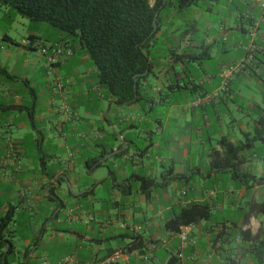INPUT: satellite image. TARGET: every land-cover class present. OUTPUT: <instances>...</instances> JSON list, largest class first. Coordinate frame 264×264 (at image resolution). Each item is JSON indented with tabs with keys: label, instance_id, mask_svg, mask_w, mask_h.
I'll list each match as a JSON object with an SVG mask.
<instances>
[{
	"label": "crops",
	"instance_id": "obj_1",
	"mask_svg": "<svg viewBox=\"0 0 264 264\" xmlns=\"http://www.w3.org/2000/svg\"><path fill=\"white\" fill-rule=\"evenodd\" d=\"M254 2L256 4L246 0H230L229 6L237 5L232 17L234 26L223 25L220 28L223 32L222 43L214 36H207L203 40L204 61L199 65L201 73L197 75L200 81L189 74L188 67L186 73L181 71L178 75V78L188 82L181 92L190 94L191 102L185 105L171 102V95L180 91L177 88L171 91L172 72L158 69L151 81L152 86L145 82L151 88L153 103L148 104L146 109L141 105L122 107L125 114L118 115L117 112L115 123L108 120V113L112 107H121H110L106 103L104 106H109L106 115L100 106L96 108L93 95L98 94L100 97L97 99L101 103L104 96L100 89L91 90L93 69L84 68L88 62L86 55L75 51L69 61L54 66V77L51 78L47 74V58L40 48L59 41L50 42L42 38L18 15L13 16L12 23L25 29L22 34L13 37L10 29L0 27V217L2 219L8 211H13L16 229L8 227L3 233L5 239L15 247L10 261H14V264H169V259L176 257L180 251V243L177 236L166 230L165 224L174 217L175 211L196 203L210 206L213 221L189 227L197 245L185 247L182 250L184 258L176 264H227L231 261L232 264H264V256L258 257L256 254L264 253V242H261L264 240V208H258L264 204V152L260 156L257 152L250 154L253 149L260 150L262 147L261 151H264V143L256 142L245 148L244 144L253 138L252 132L255 134L258 118L252 119L254 128L249 131L243 120L233 117L230 111V105L234 102V82L241 79L247 82L254 78L258 88L264 86V11L260 7L264 2ZM204 10L212 11V5H206ZM2 11L6 12V17H10L9 9L0 6V14ZM175 25L177 35L190 29L183 19ZM25 33L27 35L24 36ZM162 34H158V39ZM234 34L235 41L230 42ZM30 37L35 40L31 45H26ZM191 39L192 35L189 34L181 40L178 53L196 51L194 43L189 44ZM252 42L262 50L256 62L248 70L234 76L229 92L220 99L197 106L196 102L202 95L212 94L220 88L221 67L242 60L243 47ZM215 48L219 49L225 62H221L211 74L205 61L212 59ZM226 58L230 59L229 62ZM166 61L169 62L168 59ZM179 68L185 69V65L179 64ZM56 79L69 81L65 92L55 93L53 81ZM196 84L202 86L196 87ZM157 95L164 98L157 100ZM75 98L77 111L73 118L63 115L64 121L55 119V116H60L57 105L61 103L63 109L71 105ZM82 101L87 102L84 105L90 104L88 108H93V112H85L90 114L88 117L82 116ZM159 106L167 107L168 116L147 119V110L153 112ZM248 106L258 108L257 117L264 111L254 99ZM221 108L227 110L228 114L222 112ZM234 110L238 113L244 111L238 106ZM31 112L34 113L33 120L29 115ZM102 120L113 130L114 136L100 122ZM69 126L72 132L84 131L83 134L78 133L80 135H77L74 145H70L62 135ZM107 134L110 136L108 140ZM8 139L15 143L14 156H7ZM101 141L105 142V147L101 146ZM228 144L237 147L235 156L228 151ZM127 147V155L116 157ZM104 149L110 154L100 168L105 170L107 177L90 183L74 179L75 165L87 169L85 159L99 155ZM60 152L66 157L63 158ZM75 153L77 155L74 157ZM67 155L73 160H69ZM44 157L48 159L45 167L39 160ZM157 166L162 167L161 172H157ZM166 166L169 169L166 170ZM111 170L116 174L117 182L110 177ZM157 174H160L161 183ZM69 175L72 177L69 178ZM139 175L157 182L149 198L140 191L134 178ZM173 176L184 178L172 181ZM64 181L77 192L59 195L58 188ZM107 181L110 183L108 191L103 186ZM118 184L123 186L118 187ZM169 187L173 189L174 198H170L166 191ZM29 188H33V193L28 191ZM93 189L94 193L88 197L91 202L102 205V209L101 213L95 210L86 212L89 218L87 230L79 233L71 228L60 229L63 224L83 221L84 212L79 202L87 197L81 195ZM157 191L163 192L164 196L157 194ZM117 195L121 196L119 201L115 199ZM131 197L136 199V204L132 206L128 205L127 200ZM122 203L124 208L129 209L121 213L119 206ZM145 203L152 214H143L144 222L137 224L139 205ZM70 204L72 208L67 209ZM108 206L116 212L109 213ZM251 210V218L244 223L243 217ZM123 223L127 225L126 228L120 227ZM138 225H144L140 234L132 230ZM240 228L250 230L251 236L257 237L262 244L252 247L251 251L243 246L236 233ZM131 236L140 239L135 242ZM67 237L71 239L67 241ZM16 238L19 242H16ZM117 238L129 240L123 247L108 246ZM156 241H161V248L150 252L149 246ZM162 242H166V245L162 246ZM67 247L74 252L66 254ZM8 248L1 251L7 252ZM118 254V261L111 262Z\"/></svg>",
	"mask_w": 264,
	"mask_h": 264
},
{
	"label": "trees",
	"instance_id": "obj_2",
	"mask_svg": "<svg viewBox=\"0 0 264 264\" xmlns=\"http://www.w3.org/2000/svg\"><path fill=\"white\" fill-rule=\"evenodd\" d=\"M196 3H198L197 0H0V6L6 7L23 19L30 22H45L57 28L64 36L55 44H62L73 51L72 56L67 61L74 56L75 51H80L86 55L93 69L94 82L91 90H102L104 102L109 104L110 107L141 105L145 109L148 104L153 103L154 99L151 88L147 87L145 82L152 86L151 81L158 69L172 72L171 91L177 88L180 91L179 94H182L181 91L186 89L188 82L184 78H178L180 72L186 73V68L191 63L203 64V41L199 46L193 45L196 51L184 50L182 53H178L180 44L163 49L164 45L168 43L167 37H169L170 28H174L170 34L174 37H171L178 36L180 42L189 34L193 36L199 33V28L193 25L190 29L177 35L176 25L174 21L170 24L171 18L167 15L168 11L166 10L174 7L182 13ZM161 32L166 34L167 37L159 44L158 34ZM171 37L169 38L171 39ZM30 40L33 42L35 38L30 37ZM190 43H193L192 39L189 40ZM243 52L245 57V51L243 50ZM261 52L262 50L256 54L255 62ZM179 64H184L185 69L180 71ZM195 86L201 87L202 85L196 84ZM67 88L66 86V90ZM209 94L202 95L200 99ZM88 110L93 112V108H88ZM29 115L33 120L34 113L31 112ZM32 124L34 125L33 121ZM256 142L264 143V111L259 114L256 121L253 138L248 139L244 147L252 146ZM101 144L105 147V142ZM227 149L231 151L232 156L237 153V147L232 144H228ZM233 151L235 152L233 153ZM128 153L129 148L127 147L116 157H122ZM109 154L104 149L99 155L91 159H85L87 170L93 172L102 167L104 165L103 160ZM39 160L45 167L48 159L44 157ZM233 160L232 158L231 161ZM110 177H114V182H117L116 174L112 170L110 171ZM250 177L247 176V178ZM134 178L139 184L140 191L149 198L152 187L157 185L156 180L142 175ZM183 178V176H173L172 181H180ZM117 186L122 187L123 185L118 184ZM93 193L94 189L84 193L81 197H88ZM258 208L263 209L264 204ZM252 212L253 210L248 211L243 217L245 218L244 223L249 221ZM13 218V211L10 210L0 220V251L9 247L7 252L1 251L0 264H14V261H10L9 257L15 252V247L3 236L5 230L13 222ZM211 221L213 220L210 206L195 203L175 211L174 217L166 222L165 228L169 233L177 236L184 228ZM236 233L241 238L242 245L247 246L250 251L252 247H259L264 242L263 240L262 243H259L257 237L251 236L250 230L240 228ZM131 238L135 239V242L140 239L135 236H131ZM159 242L161 243V241L155 243ZM140 243H143L142 239ZM160 248L161 246L157 250ZM256 254L258 257L264 256V253L261 252ZM178 260L180 259L176 255V257H171L168 263L176 264ZM227 264H232V261Z\"/></svg>",
	"mask_w": 264,
	"mask_h": 264
},
{
	"label": "rangeland",
	"instance_id": "obj_3",
	"mask_svg": "<svg viewBox=\"0 0 264 264\" xmlns=\"http://www.w3.org/2000/svg\"><path fill=\"white\" fill-rule=\"evenodd\" d=\"M198 3L192 5L191 7H189L187 10H185L184 12H178L174 7H171L170 9L166 10L168 11L167 15L170 16L171 21H174V24L179 23L182 19L186 22L187 25H189V27L195 25L199 28V33L195 34L192 36V41L194 46H199L201 45L202 41L207 37L210 36L211 37H216V39L222 43L223 40V32L220 29L223 25L225 26H229V27H233L234 26V21H233V12L236 9L235 4L229 6L230 0H197ZM249 1L252 4H256V2H254V0H246ZM262 2H264V0H260ZM211 4L212 5V11H205L204 8L206 7V5ZM240 5V4H239ZM4 9V7H2ZM244 10V8H243ZM5 11V10H4ZM2 11V14H0V27L4 30H9L11 36H18L19 33H23L25 31V29L22 26H17L16 24L12 23V19L13 16L16 15L15 13H13L11 11L10 17H6L4 14L6 12ZM178 15V16H177ZM230 18V21H229ZM24 23H26L27 25H30L33 30H36L38 32V34L50 41V42H55V41H59L61 40L62 35L60 33V31L57 28H54L52 26H50L49 24L45 23V22H30L28 20H23ZM247 23V22H246ZM247 27L249 26L248 23L246 25ZM171 30L173 29H169L168 35L169 37L173 36L170 35L171 34ZM208 34V35H207ZM27 35V33L24 34V36ZM235 35H232L230 37V42H234L235 41ZM166 34H162V37L158 39V43L162 42V40L166 39ZM167 37L168 39V45L165 44L163 49H168L169 47H173L176 44H180V41L178 40V36H175V38L171 37V39ZM248 38V37H247ZM160 44V43H159ZM162 49V50H163ZM230 59L226 58V61L229 62ZM221 62H225V60L222 58L219 49H214L212 51V59L205 61V66L206 68H208L207 70L209 71V73L213 74L214 71L217 69L218 65L221 64ZM200 64L199 63H191L188 67H189V74L191 76H196L199 74L200 75ZM85 69L91 68V62L88 58V62L86 64V66L84 67ZM179 70L181 71V69L179 68ZM65 72V71H64ZM198 80L200 81V77H197ZM245 79H241L240 81L234 82L233 83V90H234V102H232V104L230 105V111L232 113V116L235 118H239L243 120V123L247 126V129L249 131H253L254 128V121L252 119H256L258 118V108L257 107H251L249 108V102H253V99L255 100V102L258 104V106L260 108H264V86L258 88L257 83L255 82L254 78L252 79H248L247 82L244 81ZM63 81V80H62ZM67 81V80H66ZM64 82L65 85L68 87L69 86V81ZM77 94V93H75ZM184 95H180V94H172L171 95V102H177V103H181V104H186V102H191L192 101V96L188 93H183ZM96 96V97H95ZM95 101H96V108L97 107H101V109L104 111V114L106 115L108 113L109 110V106H104L106 105L105 102L100 101V99H97L99 97L98 94L93 95ZM153 97V96H152ZM161 98H164V96H158L157 95V100H160ZM85 101H82V105L80 106V110L82 113L83 117H88L90 114H85V112H89L88 110V104ZM79 104V103H78ZM103 105V107H102ZM77 106V98H75V101L71 102V105L65 106L66 108L61 107V103L59 105H57V111L59 112V117L57 115V117L55 116V119L57 120H65L64 116H68L73 118L72 115H74V112L77 111V108H75ZM241 107L242 109H244V111L242 113H238L237 111H235V107ZM124 108V107H123ZM121 108H115L112 107L108 113V120L113 121V123H115L117 120V112H119L118 115H123L125 114V109ZM222 112L225 111L228 114V111L221 108ZM68 113H66V111ZM168 116V109L167 107H157L155 109V111L153 112H147V119H154V118H164ZM91 117H94L93 115H91ZM95 118V117H94ZM52 119V118H51ZM108 130V132L110 134L113 133V130L110 129L109 126H107L105 124V122L102 120L100 121ZM77 123V122H76ZM77 126V125H76ZM73 129H71V127L69 126L67 130H65V133L62 132V135H64V139L65 140H69V144L70 145H74L77 142V135L83 134L84 131L83 130H79L78 134L77 130L76 132H72ZM238 132V129H236V133ZM239 135V134H238ZM254 136V133L252 132L251 137ZM79 138V137H78ZM107 139H110L109 134H107ZM11 140V139H9ZM79 140V139H78ZM243 141L246 142V140L244 138H242ZM80 141V140H79ZM80 146V145H79ZM263 148V147H262ZM262 148L259 149H253L250 154L254 155L255 152H257V155L260 156V153L264 152L261 151ZM84 151V150H83ZM82 151V152H83ZM35 153V152H34ZM63 158L66 157V154L64 153H59ZM77 155V153H75L74 157ZM34 156H37V154H34ZM68 157V155H67ZM73 157V158H74ZM69 158V157H68ZM73 160L72 158H69V160ZM76 167V174L74 175V179L81 181L82 183H90L92 180H98L100 178H104L107 177V174L105 173V170L103 168H100L96 171H94L93 173L88 171L85 167L83 166H78L77 164L75 165ZM157 172H161L162 171V167H156ZM169 169V166H166V170ZM72 176L69 175V178H71ZM157 179L158 182L161 183V177L160 174H157ZM250 184H252L253 182H249ZM103 186L107 189V191L109 190L108 188L110 187V183L107 181L103 184ZM28 191H30L31 193H33V188H29ZM167 193L170 195V198L173 197V189H171L170 187L166 190ZM76 193L77 190H73L72 186L70 184H68L67 182H62V186L58 188V194L62 196L65 194H69V193ZM157 194H160V196H164L163 192L161 191H157ZM106 196V195H105ZM107 198V196H106ZM174 198V197H173ZM115 199H117L118 201L121 199L120 195H117L115 197ZM108 200V199H107ZM128 205L132 206L135 203V197H131L128 198ZM79 206H82L83 212H84V219L83 221H75L74 223H67V224H63L60 226V229H65V228H71L72 230H76L79 233L80 232H85L88 228L89 225V218L86 215V212L90 213L93 210H95L96 213H101L100 210L102 209L101 206L98 202H91L90 197L87 198H82L79 202ZM140 206V212L137 213V219H136V223L137 224H142L144 222V219L142 217L143 214H148V216H151V211L148 210L146 203L145 204H141ZM160 207V206H159ZM158 207V208H159ZM72 206L70 204L69 208L67 209H71ZM109 210L108 212L111 214H114L116 211L115 209H112L110 206L107 207ZM129 208H124V204L122 203L119 206V210L122 213L123 211L128 210ZM1 219V217H0ZM88 224V225H87ZM141 226V225H139ZM144 227V225H142ZM9 228H14L16 229V225L15 222H12L9 226ZM120 233V232H119ZM147 236V235H146ZM17 239V238H16ZM67 241L71 238L67 237L66 238ZM129 239H120L117 238L116 240L112 241L111 243L108 244V246L114 247V248H118V247H123L126 242H128ZM16 242H19V239H17ZM68 244V243H67ZM69 246V244L67 245ZM72 248V246H71ZM74 251L72 249H66V254H70L73 253Z\"/></svg>",
	"mask_w": 264,
	"mask_h": 264
},
{
	"label": "built area",
	"instance_id": "obj_4",
	"mask_svg": "<svg viewBox=\"0 0 264 264\" xmlns=\"http://www.w3.org/2000/svg\"><path fill=\"white\" fill-rule=\"evenodd\" d=\"M260 7L264 11V3L260 4ZM26 45H31L32 41H26ZM41 53L47 58L48 61V76L53 78L54 77V66L57 63H63L67 61L71 56L73 51L69 48L64 47L62 44H53V45H43L41 48ZM243 50L245 51V57L237 61L236 63L230 64V65H225L220 69V77H221V86L220 88L215 91L212 94L207 95L203 99L197 100L196 104L201 105L204 102H210L213 100L220 99V97L226 93L229 92L232 80L234 76L248 68H250L254 62H255V56L256 54L261 50V47L257 45L255 42H252L246 46L243 47ZM54 83V90L55 93H63L66 91V85L61 79H56L53 81ZM63 108H66L65 106ZM66 111V110H65ZM66 113H68L66 111ZM6 146H7V156H11L13 154L14 156V148H15V143L13 140H7L6 141ZM121 228H126L127 225L125 223L120 225ZM132 230L135 233H141L143 230L142 226H134L132 227ZM177 238L180 243V251L177 253V256L180 260L184 258L182 250L187 247V246H196L197 243L196 241L192 238L191 236V231L189 228H184L182 229L181 233L177 235ZM240 240L241 238L238 237ZM166 245V242H162V246ZM159 243H153L149 246V251H156L159 248ZM120 258V254L115 255L114 258L111 260V262H117L118 259ZM69 259L67 258L66 261ZM147 260V258H145Z\"/></svg>",
	"mask_w": 264,
	"mask_h": 264
},
{
	"label": "water",
	"instance_id": "obj_5",
	"mask_svg": "<svg viewBox=\"0 0 264 264\" xmlns=\"http://www.w3.org/2000/svg\"><path fill=\"white\" fill-rule=\"evenodd\" d=\"M155 26H156V24H155Z\"/></svg>",
	"mask_w": 264,
	"mask_h": 264
}]
</instances>
